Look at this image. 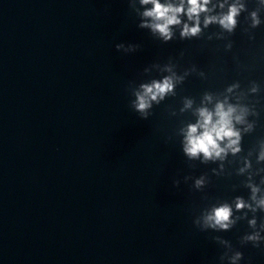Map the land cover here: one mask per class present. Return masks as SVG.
<instances>
[{"label":"water","instance_id":"1","mask_svg":"<svg viewBox=\"0 0 264 264\" xmlns=\"http://www.w3.org/2000/svg\"><path fill=\"white\" fill-rule=\"evenodd\" d=\"M240 3L233 32L202 14L199 38L163 43L140 0H0V264H264L244 239L264 236V3ZM165 76L142 119L133 93ZM217 103L244 110L240 151L189 158L187 126ZM225 203L232 228L202 231Z\"/></svg>","mask_w":264,"mask_h":264},{"label":"clouds","instance_id":"2","mask_svg":"<svg viewBox=\"0 0 264 264\" xmlns=\"http://www.w3.org/2000/svg\"><path fill=\"white\" fill-rule=\"evenodd\" d=\"M261 2L264 3V0H261ZM140 4L150 5V7L144 9L138 28L148 29L154 37L163 43H168L175 38L176 33L173 29L177 27L180 28L179 37L181 40L199 38L202 33V14H204L203 28H207L212 24H219L231 33L237 26V17L245 9V5L240 3V0L230 4L227 12L219 16L209 15L216 7L212 0H140ZM220 7L223 8L224 5L221 4ZM252 16L253 24H259L260 21L256 19L255 12L252 13ZM115 47L118 51L123 50L128 53L136 51L139 45L129 44L126 47L120 43L116 44ZM173 88L174 79L169 76L159 80L154 79L151 83L140 84L139 90L133 93L135 99L131 101L132 109L142 119L146 120L149 117L148 109L152 107V102L156 101L159 103L167 94L173 93ZM243 111L242 109L241 114L237 115L236 107L230 104L225 106L224 103H217L214 110L207 108L198 109L197 122L187 126L184 135L183 152L189 158H199L202 155L204 161L223 160L229 150L233 154L239 152L241 136L235 124L243 122ZM259 159L264 160V151H261ZM243 171L244 169H241V172ZM175 184L178 185L179 182L175 181ZM202 184L203 180L196 181L197 187ZM249 187L252 190V200L256 202L258 208L264 210V197L259 199L256 197L259 188L254 185H249ZM234 203L236 210L251 208V205L241 197H237ZM232 217L233 207L228 203L222 204L214 207L211 213L203 218V226L200 229L202 231L213 230L217 232L230 230L235 224V220ZM249 223L254 226L256 221L253 220ZM194 224L196 225L197 222L194 221ZM244 239L245 241H252L253 246L256 247L264 243V236L260 232L248 235ZM242 258L243 253L237 252L232 258L233 264H235L236 260H241Z\"/></svg>","mask_w":264,"mask_h":264}]
</instances>
